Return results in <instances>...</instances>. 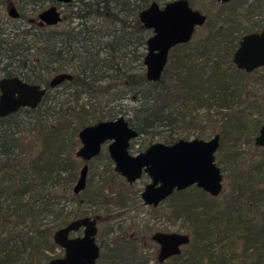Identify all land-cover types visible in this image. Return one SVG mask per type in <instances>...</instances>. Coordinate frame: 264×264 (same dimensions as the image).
Returning <instances> with one entry per match:
<instances>
[{"label": "trees", "instance_id": "1", "mask_svg": "<svg viewBox=\"0 0 264 264\" xmlns=\"http://www.w3.org/2000/svg\"><path fill=\"white\" fill-rule=\"evenodd\" d=\"M151 1L78 0L76 9L69 10L67 17L69 20L77 18L80 23L64 29L59 39L58 33L51 26L34 25L25 30L16 28L12 34L2 30L0 78L16 75L28 82L48 86L51 74L54 76L68 68L72 70L74 78L66 83L71 85L74 92L69 95H72L75 101L79 99L77 92H85L91 96L94 93H102L105 88L110 89L114 84L124 80V83L136 89L134 92L141 94L139 98L142 97V102L134 113V119L128 120L139 134H146L148 129L160 123L164 117L171 122V111L165 113V110L177 101L195 102L209 108L216 104L218 107L230 109L234 103L244 102L248 94L242 74L250 72L239 70L232 63V52L237 45L233 35L236 27L229 24L228 18L223 20L226 24L209 26L207 35L197 41L195 47H192L190 42L174 46L168 56L170 64L166 65L158 81H148L143 72L130 75L122 71L121 60L127 58V52H123L122 49L129 46H133L134 55L125 65H131L133 61H139L140 65H144L145 54L138 48L144 47L150 33L142 26L138 13ZM19 16L23 15L20 13ZM104 20L106 24L102 25ZM206 24L210 25L208 20ZM237 28L238 32L241 28ZM251 28L246 26L243 29L247 31ZM175 47L181 48L182 53L172 55ZM102 53L105 56H102ZM113 57H116V61ZM196 57L202 59L201 63L194 61ZM224 61L230 64L227 65L228 69L222 68ZM168 71L170 79L175 81L174 88L163 87L154 93L145 87L146 84L163 83ZM259 79L264 83V74ZM105 80L106 82L108 80V83L103 85L101 82ZM110 80H114V83ZM50 89L52 88H48L42 101L35 108L22 107L0 117V199L2 197L9 199L8 205L13 204L12 213L6 214L5 220L13 221L15 218L25 222L27 217L30 220L24 235L16 231L8 236H0V264H38L39 252L55 251L57 245L52 241L50 228L40 229L36 223L38 211L34 207V202L42 201L41 207L45 211L52 212L55 217L60 218L56 223L57 227L68 222L67 218H63L61 211L53 209L51 193L49 194L46 188L40 189V186L47 183L54 185L60 181L63 182L62 185H70L74 181L78 161L72 156V139L79 129L100 120L94 119L96 116H93L90 122L89 117L83 116L82 114H85L83 105L76 109L74 106L64 105V102L58 99L53 104H47ZM222 114L225 119L218 150L227 146L225 139L234 138L232 136H237L243 130H248L249 134L256 136L263 122L256 119L248 128L240 115L226 111ZM47 117H50L51 121ZM23 126L41 131L38 133L39 136L33 134L34 137L28 145L23 144L17 135ZM165 143H171L170 139H166ZM37 146L38 151L31 155V149ZM108 159L110 164H113V161ZM62 171L66 172V175L61 176ZM262 183L263 187L246 186V189L250 190L247 193L246 204L253 205L254 209L252 207L243 211L242 208L228 204L227 199L222 210L217 208V213L206 215L205 218L199 217L201 211L196 209L205 208V213L208 214L217 207V203H206L205 198L208 197L206 192L195 185L174 191L172 194L182 196V206L179 210L188 212L195 219L190 247L186 251L188 257L180 264H204V260L207 264H228L231 261L236 264H264V210L258 204L260 198H264V181ZM184 193L187 196H183ZM27 194H30L29 200L25 201L24 197ZM75 195L77 194L73 195L76 198ZM261 195L262 197H259ZM219 197L220 195L212 199L217 201ZM118 203L126 204L124 198H119ZM1 209L2 203L0 211ZM219 212L227 217L224 224L219 219ZM236 229H240L241 232L230 246L224 248L221 253L214 249V252L210 250L208 242L217 230H220L222 235L231 236ZM29 232H34L39 235L38 237L44 236V246L40 245L39 240L35 241V237L27 235ZM236 243L241 246L239 253L234 250ZM115 244H119L121 253L118 252L115 256L108 254L105 264H144L139 260L134 242L125 235L118 236ZM57 255L46 253L45 260L48 262ZM180 257L181 253L171 258Z\"/></svg>", "mask_w": 264, "mask_h": 264}, {"label": "rangeland", "instance_id": "2", "mask_svg": "<svg viewBox=\"0 0 264 264\" xmlns=\"http://www.w3.org/2000/svg\"><path fill=\"white\" fill-rule=\"evenodd\" d=\"M48 2L49 0L38 2H33L32 0H0V33L4 30V32L9 31L12 34L13 30L16 28L25 30L34 25L36 26L40 24L41 21L38 15L45 7H48ZM77 2L78 0H75L73 5L67 8V11L75 10ZM10 4L15 5L19 14L21 13L23 16H18L16 18L9 16L7 11ZM191 5L207 14L210 24H204L195 29V32L189 41L192 47H195L196 42L207 35L209 26L215 25L216 22L220 21L216 18V14L219 10H221L222 13H226L223 17H229L233 12L237 17H239V15H246L248 12H253V14H256L253 16V19H259L261 21L264 19V17H262L264 16V0H238L224 5L214 3L212 0H191ZM239 18L242 19L245 17L240 16ZM220 22H222V20ZM77 23H80L77 18H73L71 21L66 18L65 21L60 23V27L57 26V28L68 29L69 27L71 28L77 25ZM241 23L244 25L246 24L244 22ZM101 24L105 25L106 21L104 20ZM112 27L115 29L114 26ZM51 28L54 29L55 26H52ZM0 35L2 36V34ZM138 50L143 51L145 54L146 45H144V47L140 46ZM122 51L127 52V58L121 60L122 71H126V73L130 75H137L142 72L145 74V66L140 65L139 61H133L131 65H125L134 55L133 46L122 49ZM181 53L182 49L178 47H175L172 51V55ZM101 55L105 56L103 53ZM113 59L116 61V57H113ZM194 61L201 63L202 59L196 57L194 58ZM167 64L169 65L170 62H167ZM227 65L230 64L224 61L222 68L228 69ZM127 68L131 70H127ZM263 74L264 68H258L250 72V74H242L248 96L244 102L234 103L232 109L218 107L216 104L209 108L203 105L200 106L195 102L187 103V101H177L171 104V107H168L165 110V113L171 111V122L164 117L161 119L162 121L160 120V123H156L153 128L148 129L146 134H139L138 137L131 140L129 146L130 153L136 154L137 152L144 150L153 142L165 143L166 139H170V142L172 143L180 138L209 139L216 133L221 136L222 125L225 119L222 117L224 111L234 112L240 115L242 119H244L248 128L256 119L263 121L264 83L259 79ZM52 76L53 74L50 75V78ZM170 77L168 71L164 76L163 83L156 85L146 84L145 87L151 92L154 91V93H157V90H162L163 87L172 89L175 87V81L170 79ZM110 81H112L111 83H114V80ZM123 81L114 84L110 89L105 88L102 93H94L91 96L85 92H77L79 94V99L77 101L74 100L72 95H69L74 92L71 89V85L63 83L49 90V98L46 103L53 104L58 99L59 101L64 102V105H71L76 109H78L80 105H83V111L87 115L81 114L89 117L90 122L92 121L93 116L97 117H94V119L99 118L100 120L115 119L121 115L127 120L131 118L134 119V113L136 108L141 104L142 97L139 98L141 94L134 92L136 89L133 87L131 88ZM101 83L103 85L105 83L107 84L108 80L107 82L105 80ZM47 118L51 121L50 117ZM96 122L97 121L94 123ZM40 132V130L38 132L30 126H23L18 130L17 135L20 136L23 144L28 145L30 140L33 139L32 137H34L33 134L39 136L38 133ZM232 137L234 138L225 139L227 146L222 150L217 149L215 153V162L221 168L223 173L224 186L221 194H219L220 197L217 201H214L212 199L213 196L207 193L208 197L205 198L207 204L217 203V207H214L213 211H210L208 214L205 213V208L202 209V207H199L196 209V211H201L199 216L201 218H205L206 215L217 213V208L222 210V208L225 207L224 202L227 199L228 204L236 206L239 209L242 208L243 211L252 207L254 209L253 205L246 204V198L248 197L247 193L250 192L249 189H246V186L251 185L252 187H263L264 146H257L254 142L255 135L249 134L248 130H243L237 136ZM72 143V156L78 161L77 175L74 181H72L70 185H62V181L54 185L47 183V186H40V189L46 188L48 190L47 192L49 194L51 193V201L54 203L53 209L55 211H61L62 215H64L63 218H67L68 222L83 216L96 218L98 228L96 242L100 246V255L96 264H105L108 254H114L115 256L118 255V252L121 253L120 246L119 244H115V241L118 236L123 235L134 242V247L137 250L139 260L144 264H180L186 260L188 257L186 251L190 247L189 244L182 246L180 258H169L163 262H159V246L151 239V235L156 231H175L187 233L191 236L195 219H193L188 212L179 210L182 206V196L174 193L161 201L157 206L145 205L141 199L140 192L144 185L150 181L149 176L143 174L142 177L134 183H127L125 178L114 170V163L110 164L107 143H104L100 153L86 162L88 164L86 186L81 192L75 195V198L73 196L75 194L73 192V186L78 178L80 168L84 164L82 159L75 155V151L81 145L78 138V132H76L73 137ZM38 149L39 146L31 149V151L29 150L30 154L34 155ZM62 175H66V172L62 171L61 176ZM53 194H57V196H54ZM29 195L30 194H27L24 197L25 201L29 200ZM183 196H187V194L184 193ZM259 197H262V195ZM119 198H124L126 204L123 205L118 203ZM232 200H234V202ZM235 202L236 205H234ZM0 203H2V209L0 211V236H8L11 232L16 231L21 235H24L29 225V218L27 217L25 222H20V220L15 218H13V221L5 220V215L12 213L13 204L8 205L9 199L3 197L0 199ZM258 204L259 207L264 210L263 197L262 199L260 198ZM41 205L42 201L34 202V207L38 211L36 223L40 226V229L50 228V235L53 239L54 231L59 228L56 226V223L59 222L60 218L55 217V214L52 212L45 211ZM223 214L224 213L219 212V219H221L224 224V222L227 221V217L223 216ZM230 214L235 215L236 213ZM66 224H63L62 226ZM240 232V229H236V231L233 232V235L226 236L222 235L220 230H217L209 240L208 247L213 252L215 250L218 251V253H221L224 248L230 246L234 242L237 234ZM27 235L35 237L34 240H39L40 245L44 246V236L41 235L38 237L39 235L34 232H29ZM73 235H82V230H79L76 233H71V236ZM240 249V244L236 243L234 250L239 253ZM46 253L50 255L58 254L57 256H59L62 254V251L57 246L54 252H39L37 259L40 263L38 264L47 263L45 260ZM124 253L125 252H122V254ZM22 255L24 254L22 253ZM120 260L121 257L118 259L119 263ZM203 263L207 264V261L204 260ZM229 263L236 264V262L233 261Z\"/></svg>", "mask_w": 264, "mask_h": 264}, {"label": "water", "instance_id": "3", "mask_svg": "<svg viewBox=\"0 0 264 264\" xmlns=\"http://www.w3.org/2000/svg\"><path fill=\"white\" fill-rule=\"evenodd\" d=\"M70 2L71 0H57ZM227 2L230 0H217ZM8 15L18 17L15 5L8 9ZM41 23L56 25L60 15L55 5L43 9L38 15ZM143 27L151 30L146 39V53L143 57L145 76L148 81H158L168 62L170 50L187 43L197 27L204 24L206 15L193 8L188 0H172L160 6L152 1L139 12ZM233 62L238 69L250 72L264 66V29L242 37L233 53ZM70 73L61 72L52 76L48 86L31 83L22 78L6 76L0 78V117L19 108H35L47 93L48 88L58 86L65 79H72ZM124 116L100 120L82 127L78 132L81 145L75 155L84 161L73 186L75 194L86 186L87 161L96 157L104 143L114 163V170L132 184L143 174L149 176L140 192L145 205L157 206L174 191L195 185L209 195L218 196L223 188V173L215 162V153L220 145V135L209 139L180 138L172 143L153 142L144 150L131 154V140L138 137ZM257 146H264V120L255 136ZM82 229V235L70 236ZM97 222L95 217L83 216L71 220L53 233L54 243L63 250L60 256L51 258L46 264H96L100 247L96 242ZM152 239L159 245L158 260L179 255L181 248L189 244L190 235L175 231H156Z\"/></svg>", "mask_w": 264, "mask_h": 264}, {"label": "flooded vegetation", "instance_id": "4", "mask_svg": "<svg viewBox=\"0 0 264 264\" xmlns=\"http://www.w3.org/2000/svg\"><path fill=\"white\" fill-rule=\"evenodd\" d=\"M74 1L75 0H71L70 2H60V1H57V0H49V2H48V7L49 6H51V5H55L56 7H57V10H58V12H59V15H60V20H59V22L56 24V25H54L55 26V31L58 33L57 34V36H59L58 37V39L59 38H61L60 36H61V34H62V31L65 29V28H57V26L58 27H60L59 25H60V23H62L63 21H65V19L66 18H68L67 16H68V14H69V11H67V8L70 6H72L73 5V3H74ZM152 1H156L160 6H162L163 4H165L166 2H168V1H172V0H167V1H162V2H160V1H157V0H152ZM151 1V2H152ZM235 1H238V0H230V1H227V2H220V1H217V0H212V2H214V3H217V4H219V5H224V4H228V3H231V2H235ZM150 2V3H151ZM188 2H189V4L191 5V1H189L188 0ZM9 3V2H8ZM149 3V4H150ZM11 5H13V4H10V6ZM9 6V7H10ZM192 6V5H191ZM193 7V6H192ZM45 8H47V7H45ZM44 8V9H45ZM194 8V7H193ZM65 9H66V11H65ZM75 9H76V6H75ZM196 9V8H195ZM72 11H74V10H72ZM200 11V10H199ZM201 13H203L202 11H200ZM7 14H8V11H7ZM203 14H205V13H203ZM226 13H222V11L221 10H219L218 12H217V16H216V18H218L220 21L222 20V22H216V24H220V23H224V24H226L223 20L224 19H226V18H228L229 20H230V25L231 26H233V27H236V28H234V34L233 35H235V41L234 42H236V47L234 48V50H233V52H232V57H231V60H232V63L234 64V62H233V53H234V51L238 48V46H239V42L241 41V39H242V37L244 36V35H246V34H249V33H259V32H261L263 29H264V19H262L263 21H261V20H259V19H253V16H255L256 14H253V12H248V13H246V15H239V17L240 16H242V17H245V18H242V19H240L239 17H237L236 16V14L233 12L229 17H223L224 15H225ZM206 15V21L208 20V17H207V14H205ZM236 16V17H235ZM262 17H264V16H262ZM138 18H139V13H138ZM68 20H69V18H68ZM71 21V20H70ZM140 21V20H139ZM206 21L204 22V24H206ZM241 22H244V23H246L245 25L244 24H242ZM142 24V23H141ZM203 24V25H204ZM39 26H49V25H46V24H44V23H40V24H38ZM53 26V27H54ZM143 26V25H142ZM252 27L250 30H247V31H244V27ZM52 27V26H51ZM237 27H240L241 29L237 32L236 30L237 29H239V28H237ZM70 28V27H69ZM149 30V29H148ZM195 32V31H194ZM149 33L151 34L152 32H151V30H149ZM149 34V35H150ZM239 35V36H238ZM238 36V37H237ZM148 38V37H147ZM145 45H146V42H145ZM179 45V44H178ZM234 66L236 67V65L234 64ZM237 68V67H236ZM259 68H264V66H261V67H259ZM238 69V68H237ZM256 69H258V68H256ZM256 69H254V70H256ZM239 70H242V69H239ZM254 70H252V71H254ZM71 71L72 70H70V69H68V68H64L61 72H66V73H70L73 77H72V79L74 78V74H72L71 73ZM243 71H245V70H243ZM252 71H250V72H252ZM61 72H59V73H61ZM72 79H65V80H63L59 85H61V84H63V83H66L67 81H71ZM50 80V79H49ZM43 86V85H42ZM45 86V85H44ZM47 87V86H46ZM80 230H82V229H80ZM70 236H71V234H70ZM73 236H76V235H73ZM151 239H152V235H151ZM152 241L154 242V243H156L153 239H152ZM157 245H158V243H156ZM159 246V245H158ZM100 247V246H99ZM62 250V249H61ZM62 253H63V250H62ZM159 253V252H158ZM60 256V255H59ZM171 257H173V256H171ZM171 257H169V258H171ZM169 258H167V259H169ZM167 259H165V260H167ZM165 260H163V261H165ZM159 261V260H158ZM162 261V262H163ZM160 262V261H159Z\"/></svg>", "mask_w": 264, "mask_h": 264}]
</instances>
